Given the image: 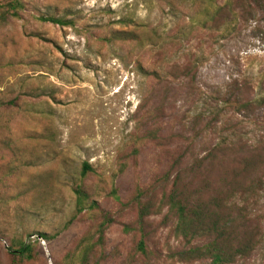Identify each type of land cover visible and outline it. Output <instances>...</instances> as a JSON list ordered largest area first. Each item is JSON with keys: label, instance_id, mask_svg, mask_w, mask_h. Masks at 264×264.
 Returning a JSON list of instances; mask_svg holds the SVG:
<instances>
[{"label": "rangeland", "instance_id": "374dc122", "mask_svg": "<svg viewBox=\"0 0 264 264\" xmlns=\"http://www.w3.org/2000/svg\"><path fill=\"white\" fill-rule=\"evenodd\" d=\"M20 1L25 5L20 19L0 34L16 40L28 64L29 59L38 64L16 72L0 69V78L12 83L28 77L38 86L47 97L26 107L53 134L49 144L37 147L31 162L30 173L39 186L47 182L40 187L45 193L28 204L27 215L16 216V228L34 234L31 240L37 244L34 259L25 264H60L88 230L86 216L64 227L74 213L71 188L81 163L107 182L126 163L115 180L125 201L136 186L162 176L166 149L188 147V156L195 158L218 142L241 140L254 146L264 140V105L238 114L228 102L247 95L264 99V0ZM55 10L73 18L74 27L36 21L39 14ZM111 30L133 31L136 38L130 44L107 45L101 39ZM189 63L197 68L193 79L166 76L159 83L143 73ZM17 123L27 126L21 117ZM156 127L168 141H140L134 156L135 143ZM98 202L113 224L90 264H184L170 258L182 245L173 236V220H165L164 213L147 221L149 254L144 258L132 253L139 235L123 231L134 223L133 212L120 210L110 199ZM249 214L258 243L249 257L234 264H264V190ZM7 247L0 237V264H10Z\"/></svg>", "mask_w": 264, "mask_h": 264}, {"label": "trees", "instance_id": "16d2710c", "mask_svg": "<svg viewBox=\"0 0 264 264\" xmlns=\"http://www.w3.org/2000/svg\"><path fill=\"white\" fill-rule=\"evenodd\" d=\"M24 9L20 0H0V29L19 20ZM36 21L60 28L75 25L73 18L59 16L56 10L51 14H39ZM118 24L128 25L127 22ZM30 37L43 39L38 34ZM135 38L133 31L111 30L101 41L107 45L130 44ZM0 46V69L16 72L26 65L38 64L35 59H29V64L26 62L15 39H5L0 34ZM158 69L143 73L160 83L166 76L193 79L197 68L189 63L159 66ZM0 87H3L0 91V237L8 244L10 264H25L34 259L37 244L35 239L31 240L34 234L16 228V216L27 215L28 204L45 193L40 187H46L47 182L42 181L39 186L30 173L31 162L37 155V147L49 144L53 134L48 123L26 107L28 102L41 103L47 97L30 78H14L12 83H4L0 78ZM228 102L238 114L264 105V99L254 101L248 95ZM20 117L27 126L16 124ZM161 131V127L147 130L135 143L133 155H137L140 141H168L161 138ZM187 150L188 147L179 146L164 150L167 167L162 176L146 186H136L125 201L118 194L115 180L125 172L126 163L111 174L108 182L88 163H81L73 175L71 188L74 213L64 227L85 216L89 227L60 264H90L95 250L103 249L105 233L113 224V218L101 208L99 198L110 199L120 210L135 215L134 223L123 228L124 233L139 235L132 248L134 255L148 256L147 221L164 213L165 220H173V236L182 245L180 250L170 254L171 259L184 264H234L249 257L258 243L249 207L257 203L264 190V140L254 146L241 140L218 142L210 145L203 156L195 158H192L193 154L190 158ZM91 178L93 182L88 186ZM38 187L40 191H37ZM37 236L49 239L46 233H37Z\"/></svg>", "mask_w": 264, "mask_h": 264}]
</instances>
